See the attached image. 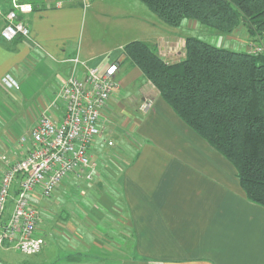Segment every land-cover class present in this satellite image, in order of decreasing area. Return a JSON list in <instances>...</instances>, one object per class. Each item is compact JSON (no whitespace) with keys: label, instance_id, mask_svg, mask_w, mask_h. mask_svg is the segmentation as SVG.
<instances>
[{"label":"crops","instance_id":"0c3cea01","mask_svg":"<svg viewBox=\"0 0 264 264\" xmlns=\"http://www.w3.org/2000/svg\"><path fill=\"white\" fill-rule=\"evenodd\" d=\"M19 1L33 6L21 17L30 36L6 42L1 31L12 0H0V185L7 166L32 149L22 139L31 137L40 118L46 112L60 118L63 108L54 102L74 71V59L81 76L87 68L119 63V87L102 112L101 125L115 133L112 127L119 121L140 140L119 184L108 189L113 197L95 194L96 202L87 206L83 192L99 186L70 178L40 202V234L57 238L62 249L49 254L44 247L29 257L43 256L48 264H264V208L248 201L235 168L178 118L137 67L125 62V46L136 41L177 62L185 40L202 32L201 26L188 21L169 28L137 0L127 15L121 4L104 0L97 9L89 8L87 0ZM85 15L100 37L88 26L83 46L78 38ZM142 31L151 37H137ZM232 39L223 36L220 47L231 46ZM8 77L19 90L2 83ZM9 205L11 212L13 202ZM108 212H117L109 224Z\"/></svg>","mask_w":264,"mask_h":264},{"label":"trees","instance_id":"16d2710c","mask_svg":"<svg viewBox=\"0 0 264 264\" xmlns=\"http://www.w3.org/2000/svg\"><path fill=\"white\" fill-rule=\"evenodd\" d=\"M137 1L172 29L194 21L228 36L243 23L254 37L250 44L264 34V0ZM183 47V58L172 63L155 47L131 42L124 48L125 62L137 67L178 118L235 168L248 201L264 208V55L197 37H188Z\"/></svg>","mask_w":264,"mask_h":264},{"label":"built area","instance_id":"2783aa9c","mask_svg":"<svg viewBox=\"0 0 264 264\" xmlns=\"http://www.w3.org/2000/svg\"><path fill=\"white\" fill-rule=\"evenodd\" d=\"M6 15V27L1 37L6 42L27 39L30 30L21 17L31 14L33 6L12 0ZM251 55H264V34L257 44H249ZM74 71L58 92L54 105L63 112L59 119L45 113L22 143H32L25 158L7 166L0 185V248L11 247L26 256L38 255L46 245L39 231V205L50 199L66 179L91 182L97 171L91 148L102 136V112L118 89L116 74L119 63L105 67L87 68L85 75L77 71L78 59L72 60ZM2 83L10 89L19 85L5 78ZM21 177V181L17 178ZM20 186L16 196L14 186ZM13 202L12 211L9 204ZM8 219H7V217Z\"/></svg>","mask_w":264,"mask_h":264},{"label":"rangeland","instance_id":"374dc122","mask_svg":"<svg viewBox=\"0 0 264 264\" xmlns=\"http://www.w3.org/2000/svg\"><path fill=\"white\" fill-rule=\"evenodd\" d=\"M87 1H89L88 2V5H90L89 8H93V9H97L100 6V3H102L99 0H87ZM132 1L133 0H131V1L130 0H104V2L106 4H113V3L121 4L122 7H124L123 11H121V12L126 14V15H127V13H129L128 9H130L127 7L130 5V3ZM136 2H138V1H136ZM138 4H140V3H138ZM140 6L142 9L144 8L145 10H148L145 6H143L141 4H140ZM89 8H86V10H89ZM148 12H150V11H148ZM150 14L152 15V13H150ZM152 16H154V15H152ZM137 17H138V19H140L142 16H137ZM102 20L104 21V23L101 20L100 21L104 24L103 25V27H104L106 24V20H104V19H102ZM109 21L111 23L112 20H108V22ZM81 26H82V33H81V37L78 39H79L80 44L83 42V46H85V43L87 42V38H88V33H89L88 26H89L91 31H92V26H93V25H91L90 18L88 19V22H87L86 15L83 18ZM200 28H201L202 32H200L199 34H197L194 37H197V38H199V39H201V40H203L209 44H212L213 46H218V47L220 46V42H221L222 37H223L221 34H218L217 32H215L211 29L205 28V27H200ZM95 29L98 31L100 29V27L96 25ZM144 29H146V28L144 27ZM176 32H178V31H176ZM102 33L104 34V31ZM92 34L95 37H98V36L100 37V33H97V35H94V33L92 31ZM141 35L139 34V36H137V37H139V38L151 37L146 32H143V31H142ZM225 37L226 36H224V38ZM227 37L233 38L231 40L232 45L226 46L227 49L232 50V51H236V52H247L248 51V45L250 44V42L254 38L250 35L247 27L243 23H241L239 28L232 35H228ZM117 83H119V82H117ZM140 84H141V82H139L138 84H135L136 87L133 86L131 88V91H128V92L129 93L134 92V89H136ZM144 107H146V105H144ZM120 114L118 112L116 117L121 122L122 116ZM116 122H117V124H119V121H116ZM117 124H114V127H112V130H114L115 133L107 132L106 127L101 125V127L103 129V134L101 137H99L95 141L94 145L92 146V148L90 150L92 159L94 162H96V165H97V171H96V174L94 175L93 180L89 183L76 180V183L80 184V185L89 184V185H92L93 188H97L99 186L98 191L96 190V191L92 192L90 190H87V191L83 192V194H85V199H84V197H81V198L83 199L84 204L87 206L90 203L92 204V203L96 202L95 201L96 199L94 197L95 194L103 195L104 193H106V194L111 196V192L108 189H112L113 187H115L119 184V181L122 177V174L124 173L126 167L128 166L129 161H131L134 158V156L137 152L136 148L140 145V143H138V142H140V140H138L134 136V134H131L132 132H130V130L128 129L129 126L123 128V127H119L120 125H117ZM97 144H98V146L96 147ZM101 187L104 189H102ZM111 191H113V190H111ZM111 197H113V196H111ZM72 201H75L74 198L72 199ZM76 203L78 204L77 201H76ZM105 205H106V203L104 202V206ZM74 206H75V204H74ZM71 207L75 208V207H73L72 204H71ZM114 209H115V205H114ZM114 209H113V211H114ZM108 213L109 214H106V217L109 219V221H106L105 223H108V222L110 223V219L112 220L115 217L114 215H117V212L116 213L108 212ZM118 220H121V216L118 218ZM104 227H105V225L102 224V225L97 226V229L102 230ZM44 238L46 241L45 248L47 251H49L48 252L49 254H50L51 250L53 251V250H61L62 249L59 246V242H58L57 238H54L49 233L47 235H45ZM62 247H63V245H62ZM62 256H64L63 253H62V255H59V258ZM34 263L35 264H37V263L48 264V262L46 261L45 258H43V256H41V257H39V259H37L35 257H29V256H25L23 254H20V252H18L16 250H2V249H0V264H34Z\"/></svg>","mask_w":264,"mask_h":264}]
</instances>
